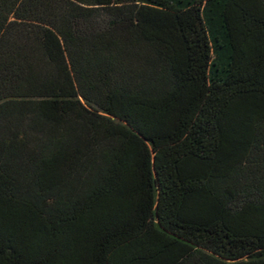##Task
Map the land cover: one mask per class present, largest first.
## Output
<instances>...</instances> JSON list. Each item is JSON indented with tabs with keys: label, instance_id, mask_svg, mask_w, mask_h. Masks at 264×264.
<instances>
[{
	"label": "trees",
	"instance_id": "1",
	"mask_svg": "<svg viewBox=\"0 0 264 264\" xmlns=\"http://www.w3.org/2000/svg\"><path fill=\"white\" fill-rule=\"evenodd\" d=\"M0 264H264V0H0Z\"/></svg>",
	"mask_w": 264,
	"mask_h": 264
}]
</instances>
